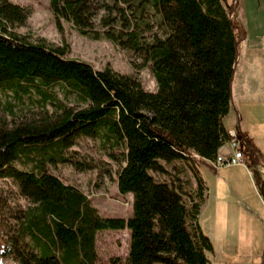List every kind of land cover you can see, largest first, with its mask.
<instances>
[{
	"label": "trees",
	"instance_id": "1",
	"mask_svg": "<svg viewBox=\"0 0 264 264\" xmlns=\"http://www.w3.org/2000/svg\"><path fill=\"white\" fill-rule=\"evenodd\" d=\"M49 9L60 31L67 21L81 35L138 54L157 90L146 92L135 76L109 66L68 58L66 44L28 41L13 29L29 10L0 0V180L27 203L5 210L0 198V264H98L97 234L124 230L127 258L109 264H210L213 247L197 221L206 190L199 173L189 205L178 188L151 173L166 174L174 162H213L231 139L223 125L239 38L231 4L49 0ZM151 20L159 31L145 37ZM25 99L39 111L18 114L15 106ZM82 139L98 141L118 165L117 190L133 197L129 219L101 217L82 191L49 171L62 163L96 169L91 158L73 162L66 155Z\"/></svg>",
	"mask_w": 264,
	"mask_h": 264
},
{
	"label": "rangeland",
	"instance_id": "2",
	"mask_svg": "<svg viewBox=\"0 0 264 264\" xmlns=\"http://www.w3.org/2000/svg\"><path fill=\"white\" fill-rule=\"evenodd\" d=\"M8 1L29 10L25 23L13 29L28 41L43 40L53 45L66 44L68 58L88 62L96 69L109 66L116 72L133 75L146 92H156V80L150 68L143 65L138 54L122 48L107 38L94 39L81 35L67 21H62L63 28L60 31L49 9V0ZM239 1L241 2L237 0L238 3ZM227 2L231 4L229 0ZM257 4L264 5V0H247L248 23L244 25L246 35L242 36L243 33L239 34L237 29L239 38L233 79L235 84H239L243 77L245 86H252L250 80L253 85H256L257 81L259 86L264 88V20L259 19L256 25L250 14L251 7ZM103 14L104 9H101L95 18V29L99 31H101L99 19ZM157 30L156 23L151 20V28L145 37L151 36ZM55 91L61 98L62 94L57 88ZM261 97L264 100V93ZM247 109L252 118L264 120V105H252L250 100L247 102ZM15 110L18 114L29 117L31 111L38 112L39 108L25 99L23 103L16 104ZM0 115L2 116L1 113ZM262 128L264 129V125ZM66 155L73 162L91 158L98 166L94 170L80 171L70 163L50 164L48 169L52 174L65 184L82 191L101 217L122 219L131 217L132 194H119L116 184L118 165L106 155V152L100 150L98 141L82 139ZM15 165L23 169L18 163ZM198 167V164L174 162L165 165L166 174H151L157 182L178 188L184 202L189 205L196 188L193 174L198 172ZM199 171L205 186L212 191L206 204L200 208L197 218L202 233L209 238L213 247V251L206 254L210 264H264V177L248 181L242 173L230 169L216 172L206 165H201ZM230 176L240 184L239 191L234 186L231 189L225 184ZM217 183L220 184L218 192L221 193L220 188H223L225 195L216 196L215 201L212 195L214 184ZM0 198L5 204V210L25 208L27 205L9 180H0ZM128 248L127 230L102 231L96 236V250L100 258L98 264H109L111 258L126 260ZM3 263L18 264L11 259H4Z\"/></svg>",
	"mask_w": 264,
	"mask_h": 264
},
{
	"label": "crops",
	"instance_id": "3",
	"mask_svg": "<svg viewBox=\"0 0 264 264\" xmlns=\"http://www.w3.org/2000/svg\"><path fill=\"white\" fill-rule=\"evenodd\" d=\"M228 1V0H226ZM232 5V10L237 13V20L241 24V29L239 30V34L243 33L242 36L246 35V31H244V25L248 23V16H247V0H241L239 3L237 0H229ZM234 1V4H232ZM250 14L254 19V23L258 25V20H264V5L257 4L250 9ZM238 32V31H237ZM245 32V33H244ZM238 34V37H239ZM236 69V68H235ZM234 78V77H233ZM232 78L231 83V107L228 115L223 119V125L226 131L231 134V132L238 133L241 138L244 140V145L240 148V151L243 155V164L239 166L233 167H224L218 170H214L209 163L205 165L208 166L211 170L214 171H221L230 169L236 171L237 173H242L246 176L248 181L253 180V178H261L264 177V129L262 126L264 125V120H260L259 118H252L248 113L247 109V102L252 100V105L255 104H262L264 105V100L261 97L263 94L264 88L259 86L256 81V85H253L252 81L250 80L249 83L252 86H245V79L241 77V83L235 84L234 79ZM252 79V78H251ZM255 100V101H254ZM231 150L226 143L223 145L219 151L218 155L222 157H229L231 155ZM200 167V166H199ZM199 167L197 169L200 177L201 173L199 171ZM203 180V178H202ZM204 182V180H203ZM226 185L230 188L234 186L236 190H238L239 183L234 181V179L230 176L228 177L227 181H225ZM205 185V182H204ZM219 183L214 184L213 189V197L216 201V196L219 197L220 195H225L223 188H220V192H218ZM205 196L204 201L201 205L206 204L208 196L212 194L210 190L207 189L205 186ZM232 189V188H231ZM239 191V190H238ZM219 202V200H218ZM200 207V208H201ZM210 263V261H209Z\"/></svg>",
	"mask_w": 264,
	"mask_h": 264
},
{
	"label": "built area",
	"instance_id": "4",
	"mask_svg": "<svg viewBox=\"0 0 264 264\" xmlns=\"http://www.w3.org/2000/svg\"><path fill=\"white\" fill-rule=\"evenodd\" d=\"M230 19H232L235 22L237 29L240 30L241 24L237 20V13L232 9L230 13ZM229 136L231 139L228 142V145L232 153L229 157H222L218 155L215 161L208 162L214 170H218L224 167L239 166L243 164V155L242 152L240 151V148L244 145V140L241 138V136L238 133L235 132H231Z\"/></svg>",
	"mask_w": 264,
	"mask_h": 264
},
{
	"label": "water",
	"instance_id": "5",
	"mask_svg": "<svg viewBox=\"0 0 264 264\" xmlns=\"http://www.w3.org/2000/svg\"><path fill=\"white\" fill-rule=\"evenodd\" d=\"M230 20H231L232 25L237 29V26L235 25V22L232 19H230ZM234 66H235V64H234Z\"/></svg>",
	"mask_w": 264,
	"mask_h": 264
}]
</instances>
